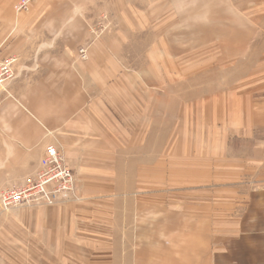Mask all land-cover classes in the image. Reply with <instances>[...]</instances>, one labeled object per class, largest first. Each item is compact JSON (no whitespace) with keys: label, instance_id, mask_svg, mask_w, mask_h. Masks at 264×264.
<instances>
[{"label":"crops","instance_id":"1","mask_svg":"<svg viewBox=\"0 0 264 264\" xmlns=\"http://www.w3.org/2000/svg\"><path fill=\"white\" fill-rule=\"evenodd\" d=\"M17 1L0 0V58H17L0 86V192L54 143L79 199L0 208V264H264V0H238L230 21L224 0L213 35L194 14L222 0Z\"/></svg>","mask_w":264,"mask_h":264},{"label":"built area","instance_id":"2","mask_svg":"<svg viewBox=\"0 0 264 264\" xmlns=\"http://www.w3.org/2000/svg\"><path fill=\"white\" fill-rule=\"evenodd\" d=\"M35 0H18L16 12L28 11ZM81 58L86 59L87 47L79 49ZM16 57L0 58V86L4 89L16 78ZM66 196L79 199L77 175L66 161L62 149L54 143L48 144L41 159L36 176L26 185L11 187L0 192V207L3 211L22 205H56Z\"/></svg>","mask_w":264,"mask_h":264},{"label":"rangeland","instance_id":"3","mask_svg":"<svg viewBox=\"0 0 264 264\" xmlns=\"http://www.w3.org/2000/svg\"><path fill=\"white\" fill-rule=\"evenodd\" d=\"M226 1H227V7H228V12H227L228 15H227V17L229 18V21H230V18L234 17V12L233 13H231V12L232 11H236V7L235 6H236V2L238 0H226ZM248 2L244 4L245 6L247 5L246 6V10L244 11V13H247L250 10V7H251L252 2L251 1L249 3ZM222 5H225L224 0H222L220 2V7ZM220 7L217 6L213 10H209V8H206V9L205 8H201V9L197 8L196 14H194V16L196 15V17H195L196 22H193V23H196V27H195L196 30L199 27L197 25L198 23H205V24H207L208 25V27H206L207 30L213 29L212 35H213V33L217 32L219 28L220 29H223L224 28L223 26H218V25L216 27L211 26L210 25L211 20H209L211 16H214L215 18H219L220 17V19H223L222 16L225 14V11L226 10L223 8V6L221 8ZM180 15H181V11H180ZM180 17L181 18H184V19H180L182 22L179 24V33L181 34L180 35V38L183 39L184 37L185 38L188 37V26H189L188 24L190 22V20L188 19V17H190V16L189 15H185V17L184 16H180ZM191 19L194 20V17H192ZM108 20H109L108 13L102 11L100 13V25L97 26V27H94L93 29H95V30L93 32H95L96 34L99 33V36H100L104 31H106L109 27H111V25L109 24ZM223 23L224 22H222V24ZM200 28H203V27H201V25H200ZM214 28H216L217 31H214ZM202 33H203V31H202ZM187 47H188L187 40L180 42V51L181 52L182 51H185L186 52ZM206 47H208L206 49V51H207L206 53H208V54H205V50H204L205 47H201V48L196 49V53H199L201 56H209V55H213L215 52L217 53L219 51V47L216 46V43L215 42L214 43H212V42L209 43V45H207ZM198 57L199 56H197V58ZM209 58H206V59H209ZM206 59H197L196 66L198 67L199 65H203ZM198 60H202V62H199ZM231 62L232 61H230L228 63L230 64ZM206 64L212 65L213 68H214L216 66V64H217V60L214 59V58H210L209 62H207ZM215 69H213L212 72ZM180 76L182 78L184 76V73L181 72ZM199 76L200 75L197 73L196 74V77L198 78ZM232 76L234 77V75H232ZM197 78H196V80H200L199 78L198 79ZM229 80H230V75H229ZM247 145H251V143H248ZM244 193H246V192H244ZM244 196L245 195L243 194V197ZM243 203H244L243 201L233 202L232 209L229 210L228 215H227V218L226 219H222V218L219 219L220 221H225V220L228 221V224L227 225L223 224L224 226L222 228L215 227L216 230H217V232H218V236L223 237L225 235L230 234V232L232 231L231 230V228H232V225H231L232 222L234 220L238 219V217L240 216V213H241L240 210L236 209L237 204L240 206ZM213 206L214 207H217L218 204L213 203ZM261 241H264V238ZM263 244H264V242H263Z\"/></svg>","mask_w":264,"mask_h":264}]
</instances>
